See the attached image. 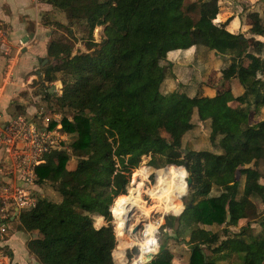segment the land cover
I'll list each match as a JSON object with an SVG mask.
<instances>
[{
    "label": "trees",
    "instance_id": "16d2710c",
    "mask_svg": "<svg viewBox=\"0 0 264 264\" xmlns=\"http://www.w3.org/2000/svg\"><path fill=\"white\" fill-rule=\"evenodd\" d=\"M40 1L66 14L64 24L44 13V24L63 26L70 36L74 25L84 28L87 52L73 54L72 40L53 37L47 62L41 63L39 86L62 82L61 95L49 90L46 94L55 95L62 110L74 112L72 120L63 119L73 141L72 154L52 150L36 167V183L50 185L61 200L39 197L35 206L20 212L19 229L30 234L31 256L39 264H117L110 207L127 194L132 172L146 169L149 173L140 164L151 154L153 164L158 165V157L169 164L160 177L169 179L166 187L178 200L187 192L181 171L185 169L179 166L186 165L192 178V207L164 221V228L168 224L176 233L192 228L185 241L190 245L188 264H220L231 254L241 256L242 264H264V218L258 220L260 231L250 223L257 214L254 197L264 202V173L258 169L264 164V119L252 122L264 108V39H256L264 38L260 12L248 13L249 35L226 31L233 19L229 18L221 23L225 33L207 39L205 30L220 12L219 0ZM98 26H104L101 42L94 39ZM257 44L259 53L254 56L250 50ZM192 46H204L226 62L221 69L224 83L215 96H190L182 83L172 91L162 90L167 78H176L168 53ZM236 78L245 89L239 96L226 85ZM194 118L211 121L215 133L210 139L216 151L182 147L184 136L196 126ZM72 155L77 159L75 167L68 166ZM234 172L238 175L232 184L221 186L217 181ZM242 176L245 182L239 196ZM214 186L220 188L217 195H211ZM97 216L107 225L95 227ZM245 220L238 232L224 228L223 239L220 232L205 227L239 226ZM169 238L147 264H174Z\"/></svg>",
    "mask_w": 264,
    "mask_h": 264
},
{
    "label": "rangeland",
    "instance_id": "374dc122",
    "mask_svg": "<svg viewBox=\"0 0 264 264\" xmlns=\"http://www.w3.org/2000/svg\"><path fill=\"white\" fill-rule=\"evenodd\" d=\"M219 5H220V13L217 15L218 18H216L212 23H210L206 30H205V37L208 39L210 38L213 34H218L222 35L225 33L221 29V23H224L227 21L229 18H234V20L230 21L226 26L225 30L226 31H231L235 33L239 32H245L247 35H249V30L251 28V20L249 18V11L251 10H258L260 14L264 17V0H219ZM52 17V16H51ZM54 20H58L64 24L67 23L66 21V14L62 10H57V13L55 16L52 17ZM42 20H43V15H42ZM221 22V23H220ZM52 29L55 32L54 37H61V36H66L68 39L72 40L75 44V48L73 51V54H76L77 51H82V52H87L86 46L84 45V42L82 41V37L85 35L84 28L80 24H76L73 27V35L70 36L67 34L65 28L63 26H55L52 25ZM103 33H104V26H99V29L97 30L95 28L94 30V39L96 42H101L103 38ZM256 39L259 41L263 40L262 37L256 36ZM202 49H204V46H201ZM201 51V50H199ZM203 51V50H202ZM251 54L254 56L259 53V44L255 45L251 50ZM167 58L169 60H174V61H181L180 60V53L179 52H172L170 53ZM219 59L221 60L222 58H219L218 56H213L211 54V58L207 63H204L193 72V78L194 82L193 85H197L195 89L198 90L199 94H212L217 93L219 90H221V86L223 85L224 81L222 79V73L221 69L219 66ZM251 57L250 59L247 58L248 62H251ZM223 62V65H225L226 62L221 60ZM163 64H165L163 62ZM18 71V67L16 68ZM37 71H40L39 74H36ZM37 71H35L30 77L32 80H30L29 84L26 87V90L21 91L17 98L19 96H23L26 99H28V103L30 104L29 106L35 107L34 114H30L28 117L32 119L33 121H36L39 123L40 128H48L51 129L50 131L52 132V138L56 141L57 148L56 150L60 149H66L70 154H72V147H71V142L73 141V135L71 133H68L66 130H64V123L63 119L64 117H68L70 120H72L74 112L70 111L69 109H63L57 104V100L55 98V95L47 97L46 90H49L50 93H55L56 95H61L62 94V82L61 80L54 81L52 83L46 84V86H39L38 81L39 79L43 76V64L40 63V65L37 68ZM59 77L60 74H58ZM15 78V74H14ZM172 78V76L170 77ZM168 79V78H167ZM232 81L228 82L226 85L228 87H231V89L234 91L236 95L242 94L244 92V86L239 82L238 79H232ZM169 87L171 86V81L169 82ZM49 85V89L48 88ZM168 89V88H167ZM164 91V90H163ZM39 93V94H37ZM37 97V98H36ZM36 99V100H35ZM234 106L238 105L236 102L233 103ZM24 105H20L18 102V105H14L11 107L10 113L12 115H18L22 114V112L25 113L23 109ZM33 109V108H32ZM264 110V109H263ZM264 119V111L263 114L261 113L259 119H253V123H259L260 120ZM194 123H195V128L188 131L186 135L184 136V140L182 143V147L184 149H193L197 151H216L217 147L211 142V137L215 133L214 127L211 125L210 122H200L196 118H194ZM50 127V128H49ZM164 136L168 137V134L165 132H162ZM221 139V136L218 137L217 141L219 142ZM186 151V150H185ZM5 158H0V169H6L7 166H9L10 163H7ZM158 165L153 164V156L146 155L142 158L141 164H144L149 168V173H148V180L145 181V188L140 189L142 192V198L143 201L146 203V206L149 207L151 210V216H145L141 213V211L138 209L135 211V217L133 220V224L139 225L142 223V227L140 228L139 231L143 230L144 224L148 223L149 221L156 222L157 224V229L155 232V238L157 241L155 249H152V252L146 256L144 261L139 262L137 264H147L148 257L153 254L156 255L159 252L160 249V244L162 241H166L167 235H170L171 238L168 239V244L171 249V251L174 253L175 257L179 260H181V264H188L189 262V256H190V245L186 244L185 241L189 237V233L192 228L190 227H185L180 230V232L176 233L174 229H171L168 227V224H166V228H164V221L165 217L168 215H176L182 213L184 211L185 206L190 202L191 197H192V192H191V187L187 186V192L183 197H180L179 200L176 202L177 210L176 211H169V212H164L161 208V203L160 201H156L155 198L152 197V195L147 191L151 188H155L156 190H159L158 188L155 187V184L157 183L158 179H162L166 181V185L169 184V179H164L160 176L164 175L166 171L169 169V164L163 163L158 157ZM77 164V159L75 156L72 155V158L68 164L69 167H75ZM160 164V165H159ZM178 166V165H177ZM184 166V165H181ZM262 173H264V164L260 165L258 168ZM151 170L152 173H151ZM185 173L186 177L184 178L186 184H187V178L190 175V173H187L185 170H181ZM238 175V173L234 174H228L224 175L221 177H217V181L221 184V186H226L232 184V181L234 177ZM13 178H16L15 175H13ZM37 179L33 180L31 182L32 187V193L31 197L32 198H39V197H45L47 199H50L52 201L59 202L61 200L60 195L58 192H56L50 185L46 184L44 186H40L36 183ZM141 181L139 178H135V175L131 174V179L128 186V189L130 187L133 188H138V183ZM244 182H245V177L242 176L240 179V194L241 196L243 192V187H244ZM7 185V182H4ZM16 186V184H15ZM30 186V185H29ZM36 186L43 187L44 190H40L39 192L36 189ZM126 186V188H127ZM167 188V187H166ZM12 189H15L14 187ZM127 193L128 190L126 189ZM220 193V188L217 186H214L211 195H217ZM253 201L256 204L257 207V214L254 218L250 219V223L252 224V227H254V231H260L262 227L260 226V222L258 220L264 218V202L261 197L255 196ZM158 202V203H157ZM159 205V206H158ZM182 205V206H180ZM112 206V205H111ZM111 209V207H110ZM112 211V210H111ZM137 214V215H136ZM113 215V221L112 225L114 227L115 235L117 238V245L113 251V256L115 259V262L117 264H133L135 261L140 260V255L142 252V247L138 244H134L131 247L123 249L124 256L122 258H119L116 256V253H121L122 250L119 249V244H120V237L116 233V225L118 224V220L116 216ZM15 220V221H14ZM141 220V221H140ZM246 222L242 221L239 226H229L226 227L225 225H214V226H205L213 231H218L220 232L221 238H226V231L228 228V231H231L232 233L238 232L240 230V226L244 225ZM19 217L16 219H13L12 222L8 225V233L9 236H5V238H9L12 233H18L19 232V241L23 240L26 244L30 239V234L25 233L19 229ZM94 224L96 227H101L103 225H107L105 222L104 218L98 219L97 217H94ZM135 227V226H134ZM133 227V228H134ZM230 229V230H229ZM133 235V234H132ZM22 241V242H23ZM154 244V242H153ZM3 245V244H2ZM14 250L16 253V258L20 259L19 261L21 264L25 262L26 264H38V261H35L34 258H32L28 251L29 256L23 255V250L18 248L16 245L13 243ZM5 250L8 253H12V250L9 248L8 245H5ZM28 250V249H27ZM208 252V251H207ZM13 260V258H12ZM17 261V264H20V262ZM242 264V259L241 256L237 254H231L229 256H226L224 260L220 261V264ZM10 264H13L10 263Z\"/></svg>",
    "mask_w": 264,
    "mask_h": 264
},
{
    "label": "crops",
    "instance_id": "0c3cea01",
    "mask_svg": "<svg viewBox=\"0 0 264 264\" xmlns=\"http://www.w3.org/2000/svg\"><path fill=\"white\" fill-rule=\"evenodd\" d=\"M57 10L58 9L54 8L51 4L41 2L40 0H0V19L6 23L13 44L17 45L19 40L27 42L18 58H16V60L10 65V68H7V60L0 55V112L3 114V119H8L12 115V113H10L11 107L18 105V102L20 105H24L22 111L24 110L26 114L22 112L23 115L29 116L30 114H34L35 107L29 106L30 104L28 103V99L23 96H19L17 98V96L21 91L26 90L27 85L30 80H32L30 76L37 71V68L40 63H42V60H47L48 44L54 37L55 32L53 31L52 26L44 24L42 15L49 12L53 17L56 15ZM233 20L234 18L232 21ZM203 48L204 49H202L201 46H192L187 50H174L168 53L169 55L172 52H179L181 61L168 59V61L172 62L176 67L174 70L176 78L169 77L165 80L162 85V90H164V92L177 89L178 84L182 83L184 84V89L190 96L199 94L198 90L194 87L195 84L193 85V83H195L193 72L198 68V66L207 63L211 58V54H213V56H217L214 51L209 50L206 47ZM219 66L220 69L223 68V62L220 59ZM17 67L19 69L18 71L16 70ZM39 73L40 71L36 72V74ZM170 81L171 86L169 87ZM231 81L233 82V80ZM216 94L217 93L214 91V93L206 94L205 96H215ZM233 94L235 96L242 95H236L234 91ZM200 95L204 94L200 93ZM263 109L264 108L261 110L262 114L264 111ZM205 122L210 121L207 120ZM6 156L7 154L1 150L0 158H5ZM36 189L39 192H41L40 190H44V188L40 186H36ZM19 239H21L19 238V232H13L7 240V244L12 250L10 255L13 258V264H17L16 262L20 260L16 258V254H18V252L16 253L14 250L13 243L20 248V250H23V255L29 256L27 244L23 240L19 241ZM149 254L150 253H148V255ZM31 257L34 258L33 256ZM34 260L37 261L35 258ZM173 263L181 264V260L175 257ZM22 264L26 263L23 262Z\"/></svg>",
    "mask_w": 264,
    "mask_h": 264
},
{
    "label": "built area",
    "instance_id": "2783aa9c",
    "mask_svg": "<svg viewBox=\"0 0 264 264\" xmlns=\"http://www.w3.org/2000/svg\"><path fill=\"white\" fill-rule=\"evenodd\" d=\"M26 43L19 40L17 45L13 44L6 23L0 19V55L7 60V68L18 58ZM50 130L40 128L38 122L26 115L3 119L0 112V151L7 154L4 160L10 163L6 169H0V264L13 262L5 250L9 239L5 238L9 236L8 225L19 217L22 210L37 203L38 199L31 197L30 188L31 182L37 179L36 167L45 161L46 154L57 148Z\"/></svg>",
    "mask_w": 264,
    "mask_h": 264
},
{
    "label": "bare ground",
    "instance_id": "6f19581e",
    "mask_svg": "<svg viewBox=\"0 0 264 264\" xmlns=\"http://www.w3.org/2000/svg\"><path fill=\"white\" fill-rule=\"evenodd\" d=\"M99 29V26L96 27ZM135 178H139L141 181L138 183V188L130 187L128 193L120 196L111 206L112 213L116 216L118 224L116 225V233L120 237L119 249L121 253H116V256L122 258L124 256L123 249L138 244L142 247L140 260L135 261L133 264L144 261L148 253L152 252V249L156 247L157 241L155 238V232L157 229L156 222L149 221L144 224V228L141 231L135 232L137 227L133 224L135 217V211L138 209L145 216H151V210L146 206L143 201L142 192L140 189L145 188V181L148 180V173L146 169H139L135 173ZM155 188L147 190L156 201H160L161 208L164 212L176 211V202L178 200L177 195L166 188V181L158 179L155 184ZM158 203V202H157ZM159 206V205H158ZM137 215V214H136ZM102 216H98V219L102 220ZM141 221V220H140ZM135 226V227H134ZM96 227V226H95ZM134 227V228H133ZM133 234V235H132ZM154 242V244H153Z\"/></svg>",
    "mask_w": 264,
    "mask_h": 264
},
{
    "label": "water",
    "instance_id": "95a60500",
    "mask_svg": "<svg viewBox=\"0 0 264 264\" xmlns=\"http://www.w3.org/2000/svg\"><path fill=\"white\" fill-rule=\"evenodd\" d=\"M46 62H47V60L45 61V63H46ZM45 63H44V64H45ZM186 152H187V151H186ZM179 167H183V168L187 171V173H189V170H188V168H187L186 165H184V166H179ZM191 184H192V178H191L190 175H189L188 178H187V186L190 187ZM191 207H192V197H191L190 202L185 206L184 211L187 210V209H189V208H191ZM184 211H183V212H184ZM183 212H182V213H183ZM182 213L177 214V216L181 215ZM230 220H231V214H230L229 208H227V222H230ZM141 227H142V223H140L139 225H137V227H136V229H135V232L139 231ZM152 259H153V254H151V255L148 257L147 262H150Z\"/></svg>",
    "mask_w": 264,
    "mask_h": 264
}]
</instances>
